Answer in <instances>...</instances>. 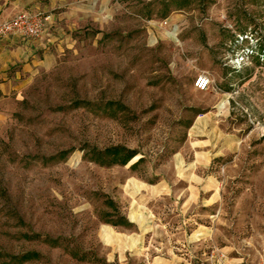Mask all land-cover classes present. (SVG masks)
Wrapping results in <instances>:
<instances>
[{"label":"rangeland","instance_id":"374dc122","mask_svg":"<svg viewBox=\"0 0 264 264\" xmlns=\"http://www.w3.org/2000/svg\"><path fill=\"white\" fill-rule=\"evenodd\" d=\"M36 2L54 57L0 106V264H258L264 0Z\"/></svg>","mask_w":264,"mask_h":264},{"label":"crops","instance_id":"0c3cea01","mask_svg":"<svg viewBox=\"0 0 264 264\" xmlns=\"http://www.w3.org/2000/svg\"><path fill=\"white\" fill-rule=\"evenodd\" d=\"M40 9L42 8L36 0H0V22L18 13H33ZM46 18L52 19L50 15H46ZM52 41L51 38L34 41L9 38L0 41V106L12 92L20 90L31 76L42 70L48 60L54 57L49 45Z\"/></svg>","mask_w":264,"mask_h":264},{"label":"built area","instance_id":"2783aa9c","mask_svg":"<svg viewBox=\"0 0 264 264\" xmlns=\"http://www.w3.org/2000/svg\"><path fill=\"white\" fill-rule=\"evenodd\" d=\"M44 31L45 18L35 13H18L12 18L0 22V41L9 38H16L21 41L35 40L41 38ZM208 85L209 78L203 74L194 81V87L198 91L205 90ZM198 264H227V256L225 252L215 248ZM258 264H264V258Z\"/></svg>","mask_w":264,"mask_h":264},{"label":"trees","instance_id":"16d2710c","mask_svg":"<svg viewBox=\"0 0 264 264\" xmlns=\"http://www.w3.org/2000/svg\"><path fill=\"white\" fill-rule=\"evenodd\" d=\"M101 154L111 155L109 163L113 165L118 164L121 166L126 165L136 155L134 152L124 147L105 149ZM140 160L141 158H139L134 164H132L131 167L137 164Z\"/></svg>","mask_w":264,"mask_h":264}]
</instances>
